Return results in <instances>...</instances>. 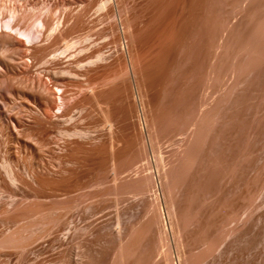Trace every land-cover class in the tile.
Returning <instances> with one entry per match:
<instances>
[{"label": "rangeland", "instance_id": "rangeland-1", "mask_svg": "<svg viewBox=\"0 0 264 264\" xmlns=\"http://www.w3.org/2000/svg\"><path fill=\"white\" fill-rule=\"evenodd\" d=\"M0 264H264V0H0Z\"/></svg>", "mask_w": 264, "mask_h": 264}, {"label": "bare ground", "instance_id": "bare-ground-1", "mask_svg": "<svg viewBox=\"0 0 264 264\" xmlns=\"http://www.w3.org/2000/svg\"><path fill=\"white\" fill-rule=\"evenodd\" d=\"M6 27L9 28V29L15 30L14 27H12L11 25L6 24ZM2 31H4V30H2ZM19 32H20V31H19ZM1 33H2V32H1ZM20 33H21L22 35H25V34L22 33V32H20ZM12 37H13V36H12ZM14 38H15V37H14ZM33 39H34V38H30L29 36H26L25 41L28 42L29 44H32V43L34 42ZM15 40H16V39H15ZM18 41H20V39H19ZM18 41H17V42H18ZM20 42H21V43H20ZM20 42H19V44H23L24 41L21 40ZM24 43H25V42H24ZM22 46H23V45H22Z\"/></svg>", "mask_w": 264, "mask_h": 264}]
</instances>
